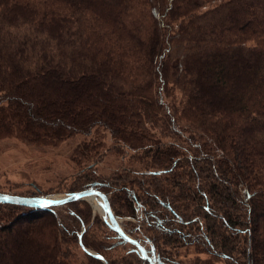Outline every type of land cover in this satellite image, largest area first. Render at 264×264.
Segmentation results:
<instances>
[{
  "label": "trees",
  "instance_id": "obj_1",
  "mask_svg": "<svg viewBox=\"0 0 264 264\" xmlns=\"http://www.w3.org/2000/svg\"><path fill=\"white\" fill-rule=\"evenodd\" d=\"M1 100L0 137L57 145L105 127L135 151L144 168L122 169L127 187L92 179L68 193L107 194L161 264H198L199 245L227 264H264V0H0ZM96 131L81 158L102 143ZM0 203L21 208L0 213V264H151L103 217L106 246L138 259L98 248L78 205L69 232L86 262L56 206Z\"/></svg>",
  "mask_w": 264,
  "mask_h": 264
},
{
  "label": "rangeland",
  "instance_id": "obj_2",
  "mask_svg": "<svg viewBox=\"0 0 264 264\" xmlns=\"http://www.w3.org/2000/svg\"><path fill=\"white\" fill-rule=\"evenodd\" d=\"M0 103H5V101L1 100ZM178 128L185 130L183 127ZM188 129H193V127ZM153 130L157 131L159 128L153 127ZM173 130L175 131V129H172L169 133L172 134ZM95 131L98 132L96 134H101L99 140L102 143L89 150L85 158H81L76 149H81L82 144L86 143L90 147L95 145L96 143L92 141L94 134L91 135ZM183 134L186 137L190 132H183ZM166 139L170 140L171 138L168 137ZM119 148H122L125 152L119 150ZM134 152L129 146L118 144L117 140L105 127H94L92 132L88 134L84 132L75 133L57 145L31 143L15 135L0 137V191L22 194L24 196L34 194L37 196L52 195L61 197L68 195L69 191L87 186L92 179L99 180L103 187H127L120 184L122 169H127L126 167L128 166H136L138 169L144 168L139 160L132 157ZM86 164L91 165L92 168H85ZM144 177L147 176L144 175ZM134 188L137 189V187ZM74 205H78L81 211L89 215L86 227L94 223L93 227L88 230L87 237L98 248H101V244L106 242L102 247L103 250L108 253V256L117 257L120 263H124L121 262L122 257H126L127 261L131 258L138 259L136 255L130 253V245H118L114 249L106 246L111 239L107 237L109 230L104 225L102 217L107 220V215L104 210L102 213L98 208H95L89 198H85L67 206H54L56 213L52 216L56 219L57 226L65 234L67 245L78 262H86L88 258L79 246L77 235L75 236V234L69 232L72 227H81L79 220L73 217L74 215L70 212L72 207L75 208ZM102 207L104 209L103 201ZM121 208L125 212L126 204L124 203ZM14 209L20 210L21 208L0 203V213H9L15 211ZM27 215H35L37 217L39 215H48V212L35 211ZM49 217L51 218V215ZM121 218L120 221L128 222L132 224V227L135 225L130 215H124ZM196 251L199 259L198 264H227V261L220 256L212 255L211 257L210 251L208 252L204 245H199ZM182 254L181 257L188 262L193 259L191 250L187 252L183 250Z\"/></svg>",
  "mask_w": 264,
  "mask_h": 264
},
{
  "label": "water",
  "instance_id": "obj_3",
  "mask_svg": "<svg viewBox=\"0 0 264 264\" xmlns=\"http://www.w3.org/2000/svg\"><path fill=\"white\" fill-rule=\"evenodd\" d=\"M95 193L98 194L104 203V212L107 215V220L111 227L121 234L123 238L130 241L131 243L135 244L138 251L145 257L149 258L147 255V251L145 247L136 239L132 238L127 232L124 231L121 224L117 221L114 212L111 208V204L109 201L108 196L102 192L101 190L90 188L82 191L73 192L71 194L57 197L52 195H42V196H24V195H18L8 192H0V202H8V203H15V204H21L31 207H37V208H50L52 206L61 205L64 203H67L69 201L78 200V199H87V195ZM97 255V254H95ZM99 256V255H97ZM104 261L109 264L105 259Z\"/></svg>",
  "mask_w": 264,
  "mask_h": 264
},
{
  "label": "flooded vegetation",
  "instance_id": "obj_4",
  "mask_svg": "<svg viewBox=\"0 0 264 264\" xmlns=\"http://www.w3.org/2000/svg\"><path fill=\"white\" fill-rule=\"evenodd\" d=\"M107 195V194H106ZM108 196V195H107ZM109 198V197H108ZM109 201H110V199H109ZM110 204H111V202H110ZM111 208H112V210H113V207H112V205H111ZM114 212V211H113ZM114 215H115V213H114ZM115 217H116V219H117V221L122 225V224H124V221L123 220H121L120 221V219H122V218H120V217H118V216H116L115 215ZM143 245V244H142ZM144 247H145V249H146V251H147V255H148V257L149 258H145L144 256V258L147 260V261H149L151 264H161V258H160V256H159V254L157 253V251H156V247H155V245H153L150 241L147 243V245H143ZM140 253V252H139Z\"/></svg>",
  "mask_w": 264,
  "mask_h": 264
},
{
  "label": "bare ground",
  "instance_id": "obj_5",
  "mask_svg": "<svg viewBox=\"0 0 264 264\" xmlns=\"http://www.w3.org/2000/svg\"><path fill=\"white\" fill-rule=\"evenodd\" d=\"M87 197L93 202L94 207L98 208L103 213L104 209L102 207V201H103L102 198L98 194H95V193H91L87 195Z\"/></svg>",
  "mask_w": 264,
  "mask_h": 264
}]
</instances>
